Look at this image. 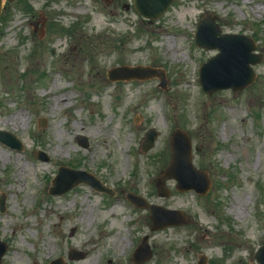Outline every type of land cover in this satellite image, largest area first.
Instances as JSON below:
<instances>
[{"label":"rangeland","instance_id":"obj_1","mask_svg":"<svg viewBox=\"0 0 264 264\" xmlns=\"http://www.w3.org/2000/svg\"><path fill=\"white\" fill-rule=\"evenodd\" d=\"M207 9L224 31L253 36L264 55V0H176L153 21L136 11L134 0H4L0 129L16 134L25 148L0 141L6 207L0 210V240L7 244L1 264H51L60 256L64 264H92L91 258L95 264H137L132 255L144 235L153 256L140 264H199L202 256L205 264H260L264 58L254 65L253 84L205 92L199 69L218 50L198 47L193 35ZM120 64L165 68L167 89L158 77L110 80L108 70ZM62 93L72 97L57 107ZM19 112L17 123L2 124ZM177 127L202 150L196 164L213 182L205 196L176 191L174 180L167 182L169 197L157 193L154 179L170 159ZM151 128L160 134L144 152ZM78 137H86L87 146ZM39 150L49 158H38ZM61 165L94 173L117 196L87 184L49 193ZM130 191L182 209L191 221L152 231L149 211L127 200ZM239 197L248 202L247 217L235 213ZM72 247L83 257L71 259ZM114 250L119 259L110 262Z\"/></svg>","mask_w":264,"mask_h":264},{"label":"water","instance_id":"obj_2","mask_svg":"<svg viewBox=\"0 0 264 264\" xmlns=\"http://www.w3.org/2000/svg\"><path fill=\"white\" fill-rule=\"evenodd\" d=\"M175 0H136V8L144 16L151 19L160 17ZM3 10V0H0V15ZM197 45L208 49L218 48L220 52L209 58L201 67L200 81L203 88L212 93L215 90L233 87L234 90H241L252 84L256 79V73L251 67L262 58L255 53V40L243 34H226L222 32L220 25L216 21V15L207 10L198 23V30L195 34ZM159 76L162 80V86H166L165 72L160 68L146 66H119L109 70L111 80H133L147 79ZM157 132L152 130L144 145L146 148L154 144ZM0 139L13 148L23 149L22 141L13 133L0 130ZM82 142L87 145V139L82 138ZM42 152H39L41 155ZM172 176L179 180V189L185 190L195 188L198 192L206 193L210 188L207 171L198 170L192 163L191 139L188 134L177 129L172 139V161L171 164L162 173L161 177ZM81 182L91 184L98 190L107 191L110 194L114 192L102 181L91 173L71 169L63 166L59 169L57 177L52 181L53 186L50 192L53 194L63 193L70 190ZM159 185L162 187L161 182ZM162 194H168V191L161 189ZM132 201L141 205L147 203L141 197L129 196ZM0 207H4V199L0 202ZM153 229L167 226L168 224H181L188 222V219L180 211L168 210L162 207H153ZM147 236L143 240V256L141 259H147L152 255L148 251ZM5 244L0 242V262L5 253ZM76 251H72L74 253ZM73 257V255H71ZM257 260L264 264V246L256 254ZM53 264H63L60 260Z\"/></svg>","mask_w":264,"mask_h":264},{"label":"bare ground","instance_id":"obj_3","mask_svg":"<svg viewBox=\"0 0 264 264\" xmlns=\"http://www.w3.org/2000/svg\"><path fill=\"white\" fill-rule=\"evenodd\" d=\"M169 47H174V46L172 44H169ZM71 97L72 96L68 93L58 94L56 96L57 107L60 104H64L66 102V100H69ZM21 113L22 112L17 113L16 115H14L12 118H9L8 120L6 119L5 121L2 122V124L7 125L10 122H12L13 124L17 123L21 118H23V117L20 118ZM251 144L254 146V144H256V142L252 141ZM247 207H248V202L246 201L245 197H239L237 204H235V206H234V210H235L236 215L242 216V217H247L248 216V213L246 212ZM83 216L89 217L90 215H88V213L86 212V213H84ZM119 244H121L124 248L126 247V243L122 240V238L119 240ZM109 259H110L109 260L110 262H113V261L119 259V257L116 256L115 250L113 251L112 256ZM90 262L92 264H95L94 259H92V258H91Z\"/></svg>","mask_w":264,"mask_h":264}]
</instances>
